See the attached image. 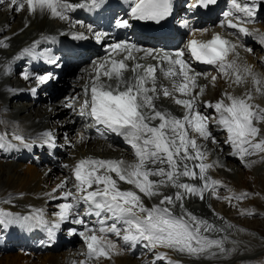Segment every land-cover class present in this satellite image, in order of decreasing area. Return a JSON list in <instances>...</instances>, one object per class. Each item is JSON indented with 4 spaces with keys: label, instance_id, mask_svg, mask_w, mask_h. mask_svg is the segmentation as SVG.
I'll list each match as a JSON object with an SVG mask.
<instances>
[{
    "label": "snow or ice",
    "instance_id": "1",
    "mask_svg": "<svg viewBox=\"0 0 264 264\" xmlns=\"http://www.w3.org/2000/svg\"><path fill=\"white\" fill-rule=\"evenodd\" d=\"M5 2L0 0V5ZM104 2L7 0L13 11L26 9L29 15H49L68 21L71 20V12L77 9L92 11ZM216 2L197 0L190 7L207 8ZM129 4L131 17L141 21L159 23L173 11L172 0H129ZM230 4L231 9L223 13L220 26L235 29L245 36L257 35L260 43L264 44V33H254L246 27L254 22L255 0L252 3L248 0H230ZM80 26L84 27L83 24ZM117 26L126 28L129 24L127 20H120ZM184 27L189 25L185 23ZM87 31L92 33L97 43L103 42L108 35L93 31L91 25L87 26ZM195 34L196 30H193L192 36L195 37ZM72 37L76 40L88 38L83 32L72 33ZM0 46L7 47V44L0 41ZM106 47L108 55L93 64L89 83L83 88L85 98L80 115L90 118L93 126H98V131L102 127L104 131L122 137L130 147L133 159L91 156L80 159L71 167L74 190H67L68 180L65 179L48 194L51 199L65 201L58 205L54 220L47 219L42 209L20 215L0 208V226L35 225L46 229L48 236L54 238L64 223L80 225L82 230L69 229L70 234L81 237L86 247L83 253L85 259L78 264L111 259L119 254L121 248L116 240H122L132 247L143 244L146 248L169 249L196 258L233 251L225 248L227 237L212 238L206 235L222 229L188 211L184 200L189 195L204 199L205 192L216 195V188L220 186V181L208 175L215 162L207 161L208 150L206 143H203L209 140L217 143L209 129L210 121L227 133L225 143L243 160L247 156L264 154V136L259 127L264 124V108L252 103V91L242 96L225 92L215 103L203 102L205 108L215 112V116L206 115L200 110L199 98L204 94V86L198 84V78L202 74L193 69L192 61L213 65L218 75H223L236 85L250 79L255 92L259 94H264V77L255 73L250 65L238 63V45L219 33L209 40L189 39L184 48L171 52L144 49L128 42H116ZM24 52L33 54L31 48H25ZM135 53L143 55L137 56ZM230 55L234 58L229 59ZM149 57L156 63L142 62ZM48 63L55 65L57 61L49 59ZM161 77L168 81L167 85L161 82ZM28 78L25 73L24 79ZM52 78L51 73L37 77L40 84ZM216 80L217 76H212L213 85ZM162 99L180 106L182 115L174 114L159 103ZM100 134L103 136L104 132ZM5 139L6 135H0V142ZM12 140L18 141L26 149H32L37 141L56 147L51 132L43 133L33 141L26 140L24 135L17 132ZM80 140L83 141L84 137L81 136ZM7 146L18 147L11 141H7ZM185 179L202 183L193 184L185 182ZM122 184L130 187H122ZM166 188L176 191L167 194L162 190ZM247 195L232 194L224 199L231 202L233 199L242 200ZM154 198L158 202L151 205L146 203V199ZM4 202L10 203L7 200ZM82 205L85 206L83 212L80 211ZM85 216L95 217L91 226L84 219ZM156 258L166 260L167 264H175L165 252L157 253Z\"/></svg>",
    "mask_w": 264,
    "mask_h": 264
},
{
    "label": "bare ground",
    "instance_id": "2",
    "mask_svg": "<svg viewBox=\"0 0 264 264\" xmlns=\"http://www.w3.org/2000/svg\"><path fill=\"white\" fill-rule=\"evenodd\" d=\"M7 5L8 3L5 6ZM10 17H13V19L11 20ZM0 21H9L11 23L12 30H9L8 32L22 28V31L11 39L14 44V49H12V51L31 40L34 33L42 30L54 32V29L61 28L65 29L68 34L75 33V31H82L86 35L90 34L87 31V26L85 24H83L84 27H81V24L75 23L72 19L68 21L53 18L49 15H29L26 9L21 12H16L7 7L5 11H0ZM26 23H28L27 26L24 25ZM74 23L75 26H73ZM258 26L264 29V24L262 22H259ZM237 51L240 55V59L245 62V64L250 65L252 69L259 72L260 76L264 77V72L260 71L256 64L257 58L255 52L257 49L255 47H252L251 51H247L246 46H242L241 48H238ZM3 53L5 52H0L1 55ZM96 55L98 56V54H94L92 57ZM137 56H139V54ZM261 70H264V67L261 68ZM62 80L66 82L67 76L62 77L60 81ZM202 81L204 82L203 79ZM13 82L14 80L11 78L5 80L2 79L0 81V100H2L7 106V110H4L2 102L0 101V118L3 121H7L9 116H13L21 118V122L26 128L42 129L44 127H50L51 129H55L58 133L61 129H64V131L69 130L67 138L71 140L73 145L77 148L75 151H72L75 153L76 157H87L92 155L100 158H107L123 155L124 149L120 148L119 145L116 146L104 140H91L81 131H77L76 134H72L71 131H75L77 126L73 113L70 110H65L62 114L63 116L56 118L58 117V113L56 112L60 109V106L70 107V101L68 95L66 94V89L52 95L54 97L48 95L46 100L43 101L23 102L10 97L5 91V83ZM31 82L35 85L38 84L36 80H32ZM230 85V82L225 81L224 91H229L231 89ZM61 87L64 88V84H62ZM42 92L43 90L40 91V94ZM213 93L218 95L219 89L214 88ZM252 94V103L264 108V94L256 93L254 87H252ZM208 95V93L205 94V96ZM163 102H167V100H164ZM49 107H52L51 110H49ZM259 127L261 128V134H264V124H260ZM81 136L84 137L83 141L80 140ZM213 137H215L217 143H212L211 140L203 143H206L207 148L211 150L213 155H217L224 160L225 167L219 175L225 179V182L229 187L228 192L231 194L247 193V196H249V198L244 201L243 199H233V206L238 208L243 207L248 212H255V210L258 212V208L261 209L264 207V165L256 166L254 168L253 166L260 159L264 160V158H262L264 157V154L253 155L248 162L243 163L237 156L230 153L231 147L229 144L225 143V131H223V136L216 137V135H214ZM61 140H64V138ZM238 162L241 164L238 165ZM258 171L263 172L260 174ZM63 180H65V174L60 172V170H57L54 166H49L48 169H46L45 167L25 165L22 162L3 163L0 161V195H17L19 193H23L24 196L18 200L25 203L29 200H34L35 195H37L39 196L37 203L44 204L47 199H50L48 194L52 193L53 189H55ZM253 194L257 195L251 196ZM57 195H59V193H57ZM217 209L222 211L225 216L229 217L231 223L235 222L232 221L233 219L235 220L236 217L233 215L231 210L224 206H219L218 208L212 210V212H216ZM6 210L10 212L8 208ZM246 225L248 229L252 227L259 228L254 218L248 220ZM241 235L242 234L234 236L235 240L236 236H239V238L235 243L237 246L233 247L234 251L230 254L228 261L233 260L234 258L237 259L233 260V262L229 261V263H227V260L226 262H223V259L219 261L218 264H241L240 262H244L243 264H245L249 262V260L245 258L243 259L242 257L245 255L248 256V253L255 251L257 249L256 246L258 245L254 244L255 246L248 247L249 249H246L247 240L244 238V242ZM248 236H250V233H248ZM240 246L241 249H239ZM260 248L261 247H259V249ZM81 250L82 249L72 247L61 251L48 250L45 253L42 252L39 254H33L31 252L29 255H27L25 251L18 250L17 253H8L3 256L0 254V264H78L79 261L84 260V257L80 255ZM246 251L249 252L245 253ZM160 252L164 251L159 248H146L147 255L151 256L149 262H152V264H158L159 261L164 260L156 258L157 253ZM133 256L134 255L129 256L127 254H123L122 256L115 258L114 262L115 264H138V261L135 260V257ZM167 256L171 259V261L175 262V264H179V260L169 256L168 254ZM137 258L140 259L139 257ZM142 258L143 256L141 259ZM164 262L167 264L166 260ZM256 262L258 261L256 260ZM93 263L97 264V261H93Z\"/></svg>",
    "mask_w": 264,
    "mask_h": 264
},
{
    "label": "rangeland",
    "instance_id": "3",
    "mask_svg": "<svg viewBox=\"0 0 264 264\" xmlns=\"http://www.w3.org/2000/svg\"><path fill=\"white\" fill-rule=\"evenodd\" d=\"M41 95H42V93H41ZM49 94H44V96L39 100V101H43V100H46V98H47V96H48ZM46 96V97H45ZM49 96H51V97H54V96H52V95H49ZM52 108V107H51ZM51 108H49V110H51ZM68 111L66 108H64V107H62V106H60V109L56 112V113H58V117H56V114H55V117L56 118H59L60 116H63L62 114L64 113V111ZM60 113V114H59ZM26 165V164H25ZM264 165V164H263ZM259 172V171H258ZM263 172V171H262ZM262 172H259L260 174H262ZM260 215V216H259ZM262 215V216H261ZM237 219H233L232 221L234 222H240V224L242 225V226H245V227H247V225H246V223H248V220H250V219H248V220H243V221H241V220H237ZM254 220H255V222L257 223V225H258V227L259 228H256V227H252V228H249L247 231H246V233L244 234H242L241 236L243 237V241L245 242V240H244V238L247 240V243H246V249H249L248 247H253V246H255V245H258V246H256V250L255 251H253L252 253L250 252V253H248L249 251H246L245 253H248V256L247 255H245V254H243V255H245L244 257H242L243 259L245 258V259H247V260H251V259H255V258H257V257H259L260 256V254H262L263 256H262V259L260 260V261H264V245H262V244H264V211L261 213V214H258V215H256V218H254ZM256 228V229H255ZM250 231V232H249ZM255 231V232H254ZM260 231V232H259ZM248 233H250V236H248ZM235 235H240V234H234V235H232L233 237L235 236ZM251 236H253V237H251ZM255 237H256V239H255ZM236 238V240L234 239V242L232 243V245H234V246H232V247H236L237 246V244H235L236 243V241H237V239L239 238V236H236L235 237ZM251 239V240H250ZM249 241V242H248ZM263 241V242H262ZM257 243V244H256ZM255 244V245H254ZM250 245H252V246H250ZM260 245V246H259ZM259 247H261L260 249H259ZM239 249H241V246L239 247ZM18 251V250H17ZM17 251H9V252H6V253H1L0 252V254L3 256V255H5V254H8V253H17ZM59 251H61V250H59ZM43 253H45V252H43ZM133 257H135V260H137L138 261V264H143V258L141 259H138L137 258V256H133ZM251 257V258H250ZM144 259H146L147 260V263L148 264H152V262H149V259H151V256H148L147 255V253H146V256H145V258ZM235 259H237V258H234L233 260H235ZM242 259V260H243ZM233 260H229V261H231V262H233ZM228 261V260H227ZM229 261L227 262V263H229ZM223 262H226V260L224 261L223 260ZM241 264H243L244 262H240ZM258 264H260V263H258Z\"/></svg>",
    "mask_w": 264,
    "mask_h": 264
}]
</instances>
